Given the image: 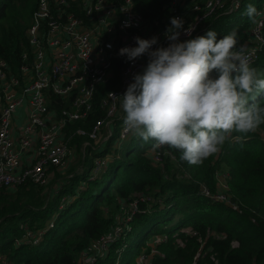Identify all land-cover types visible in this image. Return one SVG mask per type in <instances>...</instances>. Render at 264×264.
Listing matches in <instances>:
<instances>
[{"label":"trees","instance_id":"16d2710c","mask_svg":"<svg viewBox=\"0 0 264 264\" xmlns=\"http://www.w3.org/2000/svg\"><path fill=\"white\" fill-rule=\"evenodd\" d=\"M168 1L136 0L135 7L148 21L163 19V25L170 27ZM37 2L0 0V57L9 61L13 71L22 64L23 51L30 49L26 31ZM249 4L260 9L264 0H241L232 12L216 11L197 36L215 30L219 40L235 29L236 48L249 44L252 20L245 15ZM121 64L116 62L117 77ZM251 65L264 78V44ZM111 86L99 89L95 109L87 119L70 123L68 134L79 126L90 129L105 116L100 96ZM257 100L264 105V93ZM63 104L56 101L57 107ZM260 128L264 124L246 135L233 133L219 153L200 165L182 161L178 150L167 147L158 148L163 156L160 165L146 154L154 141L144 142L130 134L124 140V158L116 154L98 173L93 171L95 160L107 156L117 132L100 147L88 146L85 152L81 147L87 136L74 133L70 142L77 161L67 170L52 166L47 184L27 179L0 188V253L10 264H80L82 250L114 229L124 213L122 203L137 201L130 229L112 240L106 255L94 264H139L138 254L152 244L157 251L150 264H264V139ZM220 169H224L231 203L213 199L203 188L217 190ZM53 180L55 185L50 186ZM174 216L176 221L171 222ZM138 226L142 231L130 240ZM27 228L44 230L38 243L24 238Z\"/></svg>","mask_w":264,"mask_h":264},{"label":"built area","instance_id":"2783aa9c","mask_svg":"<svg viewBox=\"0 0 264 264\" xmlns=\"http://www.w3.org/2000/svg\"><path fill=\"white\" fill-rule=\"evenodd\" d=\"M136 0H38L31 23L27 28L29 50L23 51L22 64L13 71L9 61L0 57V188L14 187L27 179L47 184L51 167L67 170L75 160V148L70 138L76 133L87 136L82 143L100 147L117 132L121 140L130 136L124 130L121 100L136 73L149 62L147 54L135 61L119 55L123 47L137 46L136 37H158L153 49L170 43L165 36L169 27L164 20L148 21L135 7ZM169 0L166 4L173 17L182 18L184 29L191 27V36L181 30L180 40L195 38L205 20L216 11L232 12L237 0ZM259 11H264V4ZM189 12L191 15H189ZM128 25V26H126ZM264 16L248 28L247 50L251 61L264 44ZM110 46V47H109ZM117 61H122L118 77ZM113 84L100 96L99 105L105 116L98 118L90 129L77 127L67 133V127L76 120L87 119L96 107V95L104 84ZM56 101L64 102L57 107ZM24 114L18 121V109ZM118 125V130L116 131ZM264 139V129H259ZM146 154L155 162L163 160L158 148L150 147ZM108 163V156L97 157L94 172ZM204 191L215 200L231 203L226 192ZM137 201L122 203L123 215L114 229L92 241L81 252L80 264H94L106 255L108 244L125 234ZM50 225H53L51 222ZM44 230L27 228L24 238L38 243ZM162 237H159L160 239ZM16 238V242H20ZM151 253L139 254L140 261L150 264ZM0 264H10L0 253Z\"/></svg>","mask_w":264,"mask_h":264},{"label":"clouds","instance_id":"9594fccd","mask_svg":"<svg viewBox=\"0 0 264 264\" xmlns=\"http://www.w3.org/2000/svg\"><path fill=\"white\" fill-rule=\"evenodd\" d=\"M245 15L255 23L264 11L249 4ZM181 30L191 36L193 29L173 17L165 33L167 47L153 49L158 43L153 36L136 37L137 46L120 49L129 61L147 54L149 62L119 97L126 133L154 141V148L178 150L182 161L200 165L233 133L246 135L264 124V105L257 100L264 78L251 65L246 45L236 48L237 30L219 40L215 30H208L184 41Z\"/></svg>","mask_w":264,"mask_h":264},{"label":"rangeland","instance_id":"374dc122","mask_svg":"<svg viewBox=\"0 0 264 264\" xmlns=\"http://www.w3.org/2000/svg\"><path fill=\"white\" fill-rule=\"evenodd\" d=\"M259 10V9H258ZM189 15H191V13L189 12ZM261 49V48H260ZM259 49V50H260ZM259 55V51L257 53V56L254 58V60L258 57ZM253 60V61H254ZM251 61V63L253 62ZM78 149V148H77ZM80 149V147H79ZM82 149V147H81ZM126 150H127V142L124 141V140H121V137L120 135L118 137H115L112 139L111 143L109 144V151H108V161L111 162L113 160L116 159V154H120L122 158H124V155L126 153ZM83 151V149H82ZM82 153V152H81ZM78 154V152H77ZM75 155H76V150H75ZM75 160L77 161V158H75ZM163 160H161V162H157L158 164H163L162 163ZM63 170V169H62ZM93 173V172H92ZM54 177V176H53ZM225 173H224V169H220L218 172H217V190L215 192H223L226 188H225V183L227 182L226 181V178H225ZM55 181L56 180H53L51 183H50V186H54L55 185ZM66 198V197H65ZM123 216H125L126 218V215L124 214ZM176 221V217L174 216L171 220V222H175ZM161 227H163L165 224L164 222H161ZM141 226H138L130 235V240H136L137 239V236H139L140 232L142 231V229H140ZM154 232H156V230H154ZM154 232L153 233H150L148 239L151 240V235H154ZM156 234V233H155ZM153 250V253L157 251V247L156 245L152 244L149 248H146L144 250V253H146L147 251H152ZM143 251H141L142 253ZM140 253V254H141ZM149 253V252H148ZM137 259H140L139 257V254H138V258ZM138 263L139 264H145V262L143 263L142 261L138 260Z\"/></svg>","mask_w":264,"mask_h":264},{"label":"crops","instance_id":"0c3cea01","mask_svg":"<svg viewBox=\"0 0 264 264\" xmlns=\"http://www.w3.org/2000/svg\"><path fill=\"white\" fill-rule=\"evenodd\" d=\"M247 47V46H246ZM18 113H19V118H18V121H21V119H22V116H23V114H24V109H23V107H20L19 109H18Z\"/></svg>","mask_w":264,"mask_h":264}]
</instances>
